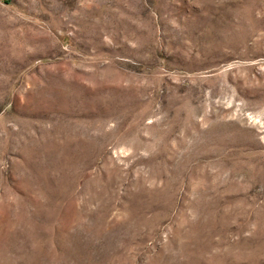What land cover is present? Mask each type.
Wrapping results in <instances>:
<instances>
[{
  "label": "rangeland",
  "instance_id": "rangeland-1",
  "mask_svg": "<svg viewBox=\"0 0 264 264\" xmlns=\"http://www.w3.org/2000/svg\"><path fill=\"white\" fill-rule=\"evenodd\" d=\"M0 264H264V0H0Z\"/></svg>",
  "mask_w": 264,
  "mask_h": 264
}]
</instances>
